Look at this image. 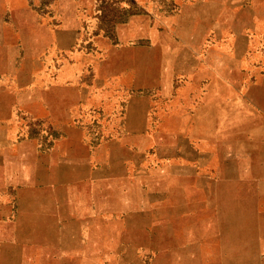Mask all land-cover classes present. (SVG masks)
Returning <instances> with one entry per match:
<instances>
[{"label": "crops", "instance_id": "1", "mask_svg": "<svg viewBox=\"0 0 264 264\" xmlns=\"http://www.w3.org/2000/svg\"><path fill=\"white\" fill-rule=\"evenodd\" d=\"M149 1L125 0L127 17L111 19L108 33L99 25L104 35L90 39L78 16L90 0H0V190L9 195L13 187L19 227L77 234L80 240L85 226L100 224L92 202L121 198V154L130 143L94 146L92 139L136 142L154 130L149 98L128 96L130 90L159 89L174 123L164 131L183 137L170 168L185 169L188 137V161L200 167L211 168L215 160L211 169H264V158L256 164L251 155L264 149L225 147L218 158L214 147L219 121L242 120L243 136L262 129L264 0H172L177 12L162 14ZM236 6L245 17H234ZM142 37L149 44L144 83L137 75L110 73L95 57L111 39ZM107 98L124 101V113L110 111ZM240 104L242 110L230 107ZM223 107L224 117L218 112ZM26 201L32 203L23 209ZM260 248L264 263V243Z\"/></svg>", "mask_w": 264, "mask_h": 264}, {"label": "rangeland", "instance_id": "2", "mask_svg": "<svg viewBox=\"0 0 264 264\" xmlns=\"http://www.w3.org/2000/svg\"><path fill=\"white\" fill-rule=\"evenodd\" d=\"M149 2L155 4L157 14L177 12L172 0ZM97 3L101 9L99 19ZM97 3L90 0V7L78 15L79 27L90 39L104 35L98 31L99 25L108 33L111 19H124L131 11L125 8V0ZM139 10L140 14H146L144 8ZM233 13L238 19L245 17L239 6L234 7ZM111 41L108 50L99 52L96 59L110 73L126 79L137 75L144 83L147 78L145 49L149 47L145 37ZM203 43L211 46L209 39ZM156 75L154 82H159L161 73ZM127 95L149 98L153 132L137 137L136 142L129 137L92 139L94 146L110 141L130 143L127 146L130 151L123 152V149L121 154L124 158L123 183L118 190L121 198L92 202L97 204L100 224L85 226V234L79 240L77 234L34 233L30 224L19 227V202L13 199L16 196L13 187L9 188V195L0 190V264H264L259 261L263 252L260 244L264 243V169L237 170L224 165L211 169L215 160L209 161L211 168L200 167L188 161V147L192 146L188 137L185 169L170 168L183 137L164 131L172 129L174 123L171 126L166 117L159 89L130 90ZM112 101L107 98L106 107L122 115L124 101L122 105ZM230 107L242 110L241 104ZM218 112H223L224 117L226 111L223 107ZM101 114L106 115L103 110ZM243 123L242 120L218 122L215 156L219 158L225 147L264 149V121L260 122L262 129H251L244 136ZM251 155L256 164L264 158V152ZM89 191L85 186V192ZM30 203L23 202V209H28ZM167 219L169 224L165 225Z\"/></svg>", "mask_w": 264, "mask_h": 264}]
</instances>
